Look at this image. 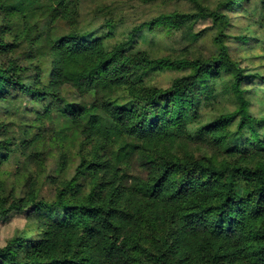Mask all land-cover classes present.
<instances>
[{
	"label": "trees",
	"instance_id": "trees-1",
	"mask_svg": "<svg viewBox=\"0 0 264 264\" xmlns=\"http://www.w3.org/2000/svg\"><path fill=\"white\" fill-rule=\"evenodd\" d=\"M138 1L0 0V264H264V0Z\"/></svg>",
	"mask_w": 264,
	"mask_h": 264
},
{
	"label": "rangeland",
	"instance_id": "rangeland-1",
	"mask_svg": "<svg viewBox=\"0 0 264 264\" xmlns=\"http://www.w3.org/2000/svg\"><path fill=\"white\" fill-rule=\"evenodd\" d=\"M128 1V0H127ZM130 4L133 6V8L128 9L127 12V23L125 24V29L133 25L135 22H137V9L139 10L137 4H139L138 0H129ZM237 6L238 2L236 3ZM231 16L235 15V12L230 13ZM238 16H240V24H243L242 14L237 13ZM28 21L30 22V25H33L37 22L38 18L35 15H31L27 17ZM213 25V20L211 18H202L194 25L195 31H200L202 29L208 28L209 26ZM208 34V33H207ZM211 34H213V31L209 32L208 37H205L204 39L198 41L196 44L188 45L184 40L180 41L181 35L178 33L176 35V38L179 41L177 42L173 38L172 42H166L165 44L158 47V53L160 55H166V54H172L173 56L179 55V54H186V55H194L196 53L202 52L206 55H209L210 53L215 52L216 46L212 42ZM253 46V45H252ZM6 62V58L2 57L0 55V66ZM239 65L241 67H244L246 69L247 74L250 75L252 79H258L261 76H264V67L259 68L252 64H246L243 61L239 62ZM178 74H180L177 71H163L159 72L157 74H153L152 77H150L149 81L151 84H157L160 86L167 87L171 80L176 77ZM63 96H64V106L66 108H69L73 103H77L80 101H86L87 103H91L95 100V94L90 93L85 96H80L75 90H73L70 87H65L63 89ZM111 102L116 107H124V108H130L133 105L132 98L126 93V92H120L117 96L113 97L111 99ZM56 122L59 126H62L65 122V120L58 115H55ZM45 192L47 193V189L45 188ZM47 197L50 198V195L46 194ZM52 198V195H51ZM27 212H12L8 214L7 216H0V248L5 247L9 240L12 238L21 235L26 230L27 226Z\"/></svg>",
	"mask_w": 264,
	"mask_h": 264
}]
</instances>
